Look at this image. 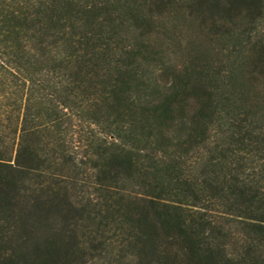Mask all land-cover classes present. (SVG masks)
I'll return each instance as SVG.
<instances>
[{
    "label": "trees",
    "instance_id": "trees-1",
    "mask_svg": "<svg viewBox=\"0 0 264 264\" xmlns=\"http://www.w3.org/2000/svg\"><path fill=\"white\" fill-rule=\"evenodd\" d=\"M0 264H264V0H0Z\"/></svg>",
    "mask_w": 264,
    "mask_h": 264
}]
</instances>
